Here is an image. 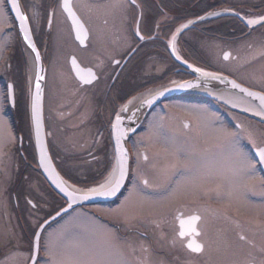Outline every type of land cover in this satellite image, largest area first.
Returning <instances> with one entry per match:
<instances>
[{"label": "flooded vegetation", "instance_id": "flooded-vegetation-1", "mask_svg": "<svg viewBox=\"0 0 264 264\" xmlns=\"http://www.w3.org/2000/svg\"><path fill=\"white\" fill-rule=\"evenodd\" d=\"M19 1L45 65L43 114L48 150L59 172L73 181L87 179L86 165L102 159L104 165L115 163V119L139 88L194 77L174 55L264 92V23L248 29L236 16L203 17L222 8L221 3L227 0ZM251 4L264 5V0ZM0 6L7 16L2 32L9 33L2 48L16 60L14 67L10 57L5 61L7 68L0 72V117L9 124L14 140L0 167V198L8 199L11 209L10 215H3L0 264L14 249L26 258L21 264H30L37 229L66 201L51 188L37 165L27 108L24 45L7 0H0ZM179 102L208 108L211 130L198 132L193 118L167 110L168 105ZM157 111H162L167 123L166 135L195 134L199 148L208 151L210 157L199 159L198 166L207 180L199 184L192 203L166 207L159 218L144 216L142 229L130 224L126 238L133 248L132 257L140 264H163V260L175 264H264V123L213 97L174 95L147 112L125 139L129 166L122 191L115 200L98 204L116 206L126 195L139 159L136 136L149 127ZM11 152L16 158H11ZM140 156L148 162L145 150L140 149ZM174 178L170 175L161 182H150L144 177L142 182L165 194ZM48 197L53 201L58 198L61 204L42 208L40 202L49 201ZM93 205L77 206L59 218ZM56 220L48 223L41 235ZM133 233L139 237L132 238ZM41 235L33 264H40L44 257ZM149 248L161 252L164 259L152 263L146 253ZM185 252L189 260H185Z\"/></svg>", "mask_w": 264, "mask_h": 264}, {"label": "rangeland", "instance_id": "rangeland-1", "mask_svg": "<svg viewBox=\"0 0 264 264\" xmlns=\"http://www.w3.org/2000/svg\"><path fill=\"white\" fill-rule=\"evenodd\" d=\"M230 1L235 4L228 3ZM230 1L222 2L221 7L233 9L239 14H245L244 18L247 16L256 17L264 13V5L259 4L255 7V5L251 4L259 0H247L249 3H239L244 2L241 0ZM6 20L7 16L5 17L4 12L0 8V62H3L1 60L2 56L5 59L2 58L4 63L0 65V72L7 68L5 61H8L10 57L13 56L11 62L14 67L16 64L15 55L5 53L2 48L9 34L2 32V30H6V24L3 25ZM7 23L10 24L9 21ZM23 60L25 63L26 88H29L30 71L25 55H23ZM10 72L14 71L12 70L8 73ZM167 110L190 119L193 118L198 132L207 134L211 130V124L207 120V116L210 115L207 113L208 108L206 107L191 106L179 102L168 105ZM161 112L157 111L152 116L149 127L136 136V141H138V150L136 152L139 159L135 163L134 178L125 197L116 206L97 204L87 208H76L49 225L41 235L44 257L41 258L40 264H140L132 257L133 248L126 238L127 234H129L128 228L130 224H133L137 229H142L145 226L144 216H158L166 207L183 202L192 203L195 200L197 197L196 189L200 183L207 180L198 169L199 159L208 158L210 154L203 148H199L201 145H198L195 134L193 136L191 133L180 132L181 134H176L173 132V134L166 135L164 127H166L167 123L161 117ZM13 144L14 140L10 126L6 120H2L0 117V167L1 162L11 150ZM140 149L145 150L149 159L148 162L142 161ZM11 158H16L14 152H11ZM104 164L105 162L102 159L96 164L84 166L83 170L88 175L86 180L77 182L68 179L82 188L95 186L104 179L113 162L107 165ZM10 167L9 165V169ZM78 173H82V170H79ZM170 175H173L176 179L174 178L172 187L165 194L161 192V188L158 191L150 190L142 182L144 177L148 178L149 180H147L150 182L152 179L155 182L156 180L161 182L162 179ZM7 177L9 181V174ZM4 188L6 187L4 186ZM2 189L0 184V197ZM32 199L35 200L36 198ZM48 199L49 201L46 199L45 202H40L43 203L42 208L52 209L54 206L61 204L58 198H55V201L49 197ZM10 210L9 200L7 199L4 202L0 198V241L4 238L3 215L5 213L10 215ZM116 223L121 225L120 229H118ZM130 236L132 238L139 237L134 233ZM127 237L129 238V236ZM136 248L137 246H134V250ZM174 249L177 250L178 247L174 246ZM14 250L3 258L4 264H21L25 257L18 249ZM146 253L149 254V260L152 263H158L159 260L164 259L161 252L153 248H149ZM138 254L140 253L137 251ZM183 256L185 260L190 259L186 252L183 253ZM163 264H175V261L166 262L163 260Z\"/></svg>", "mask_w": 264, "mask_h": 264}, {"label": "water", "instance_id": "water-1", "mask_svg": "<svg viewBox=\"0 0 264 264\" xmlns=\"http://www.w3.org/2000/svg\"><path fill=\"white\" fill-rule=\"evenodd\" d=\"M7 3L11 14L17 22L22 37L24 45V55L26 56L27 50H30L35 61V72L34 75H32L31 68L28 64V58L26 56L27 65L30 71V77L28 79L29 88L27 91V108L31 136L36 152L37 165L43 177L46 179L51 188L66 201L65 206H63L60 210L47 218L37 229V232L34 236V250L30 264H33L36 259L39 238L42 230L48 223L56 220L62 214L70 211L77 206L112 201L118 196V194L124 187L128 175L129 155L125 144V139L128 134L135 132L147 112H149L159 102L165 100L168 97L179 94L200 93L213 97L212 95L207 94L205 91L230 92L244 98L245 100L253 104L254 107L257 108V113L252 111L250 112L244 109H238L228 103L229 107L256 117L264 123V92L246 86L231 76L219 73L217 71H211L205 68L196 67L177 58L176 55L173 54L175 56V59L186 69H188L194 75V77L181 82L152 85L143 88L134 96L130 97V99L126 103H124L114 123L113 141L115 151V165L117 168L115 179L107 186L96 190L83 188L82 191H77L67 184V182L69 181L59 172V170L53 163L48 150L43 114L45 65L42 61L40 53L38 52L34 44L29 24L21 7L20 1L7 0ZM226 10L230 11L231 15L239 17L249 28L264 22V15H262L259 23L250 26L246 23L245 18L241 13L239 14L230 8ZM205 15L203 17H205ZM141 93L146 94L140 101H138L136 106L129 109L127 106L129 102L135 96ZM8 94L9 100L12 103L13 93L10 87L8 89ZM213 98L216 99L215 97ZM216 100L225 105L227 103L219 99Z\"/></svg>", "mask_w": 264, "mask_h": 264}, {"label": "bare ground", "instance_id": "bare-ground-1", "mask_svg": "<svg viewBox=\"0 0 264 264\" xmlns=\"http://www.w3.org/2000/svg\"><path fill=\"white\" fill-rule=\"evenodd\" d=\"M206 14V15H205ZM205 17L204 19L206 18H211V17H215L216 15H219V14H225V15H230V11L224 9V8H218V9H215V10H211V11H208L207 13H205ZM262 15H264V13H261L260 15H257L256 17H253V16H247L245 17V21L248 25L250 26H253L257 23L260 22L261 18H262ZM26 56L28 58V64L31 68V73L32 75H34V68H35V61H34V57L32 55V52L30 50H27L26 52ZM176 81H171V82H167V83H175ZM241 83V82H240ZM207 94H210L212 95L213 97H215L216 99H219L221 101H225L227 102L226 105L229 106V104H231L232 106L238 108V109H244V110H248V111H252V112H256L257 113V108L254 107L253 104H251L249 101L245 100L244 98L236 95V94H233V93H230V92H224V91H221V92H212V91H205ZM146 93H141L137 96H135L130 102L129 104L127 105L128 108H132L134 106L137 105L138 101H140L144 96H145ZM134 96V95H133ZM229 103V104H228ZM62 174V173H61ZM116 174H117V168H116V165L115 163L112 164L111 168L109 169L108 173L105 175L104 179L97 185L95 186H91L89 187L91 190H96V189H99V188H102L104 186H107L108 184H110L116 177ZM62 176H64L62 174ZM65 177V176H64ZM66 178V177H65ZM69 182H67V184L77 190V191H82L83 188L82 187H79L78 185L74 184L71 180H69L68 178H66ZM74 185H72V184ZM128 192V191H127ZM127 194V193H126ZM125 197V196H124ZM123 197V198H124ZM122 198V199H123ZM121 199V200H122ZM120 200V202H121ZM119 202V203H120Z\"/></svg>", "mask_w": 264, "mask_h": 264}, {"label": "trees", "instance_id": "trees-1", "mask_svg": "<svg viewBox=\"0 0 264 264\" xmlns=\"http://www.w3.org/2000/svg\"><path fill=\"white\" fill-rule=\"evenodd\" d=\"M254 7V6H253Z\"/></svg>", "mask_w": 264, "mask_h": 264}]
</instances>
